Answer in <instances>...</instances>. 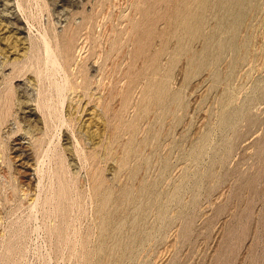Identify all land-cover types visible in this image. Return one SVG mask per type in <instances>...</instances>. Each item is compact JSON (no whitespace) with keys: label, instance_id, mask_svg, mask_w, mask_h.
I'll list each match as a JSON object with an SVG mask.
<instances>
[{"label":"rangeland","instance_id":"1","mask_svg":"<svg viewBox=\"0 0 264 264\" xmlns=\"http://www.w3.org/2000/svg\"><path fill=\"white\" fill-rule=\"evenodd\" d=\"M200 1L0 0V264H264V0Z\"/></svg>","mask_w":264,"mask_h":264},{"label":"bare ground","instance_id":"2","mask_svg":"<svg viewBox=\"0 0 264 264\" xmlns=\"http://www.w3.org/2000/svg\"><path fill=\"white\" fill-rule=\"evenodd\" d=\"M202 1V0H201ZM200 1V2H201ZM226 1V0H225ZM225 1H224V4H225ZM233 3L236 1V2H239L240 0H231ZM201 12V11H200ZM205 14V13H204ZM201 19V18H200ZM201 21V20H200ZM194 24V23H193ZM194 29V28H193ZM191 34V33H190ZM193 35V34H192ZM45 39V46H46V50H47V52H48V58H49V60H51L54 64H55V66H57L58 68L60 67V65H59V62H58V60H57V58L54 56V54H53V52H52V46H51V43H50V41L48 40V38L46 37V38H44ZM233 49V48H232ZM188 51V50H187ZM188 53H189V51H188ZM237 60V59H236ZM65 103V102H64ZM63 107H64V105H63ZM62 110H63V108H62ZM53 113V112H52ZM63 119V118H62ZM151 186V185H150ZM146 188H147V185H146ZM145 188V189H146ZM149 188V187H148ZM149 190V189H148ZM147 190V191H148ZM152 191V190H151ZM47 202V201H46ZM118 203H120V200H119V202ZM47 204V203H46ZM121 204V203H120ZM151 205V204H150ZM118 206V205H117ZM58 213V212H57ZM143 217V216H142Z\"/></svg>","mask_w":264,"mask_h":264}]
</instances>
